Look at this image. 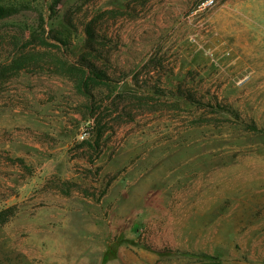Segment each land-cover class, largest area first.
<instances>
[{
  "label": "rangeland",
  "instance_id": "rangeland-1",
  "mask_svg": "<svg viewBox=\"0 0 264 264\" xmlns=\"http://www.w3.org/2000/svg\"><path fill=\"white\" fill-rule=\"evenodd\" d=\"M0 264H264V0H0Z\"/></svg>",
  "mask_w": 264,
  "mask_h": 264
}]
</instances>
